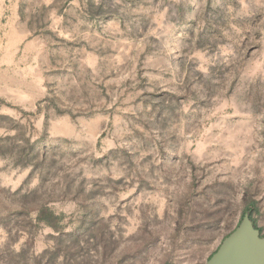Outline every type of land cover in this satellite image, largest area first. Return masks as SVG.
Instances as JSON below:
<instances>
[{"label": "rangeland", "instance_id": "rangeland-1", "mask_svg": "<svg viewBox=\"0 0 264 264\" xmlns=\"http://www.w3.org/2000/svg\"><path fill=\"white\" fill-rule=\"evenodd\" d=\"M74 7L68 63L0 47V264H206L249 210L264 235V0Z\"/></svg>", "mask_w": 264, "mask_h": 264}, {"label": "crops", "instance_id": "crops-1", "mask_svg": "<svg viewBox=\"0 0 264 264\" xmlns=\"http://www.w3.org/2000/svg\"><path fill=\"white\" fill-rule=\"evenodd\" d=\"M114 0H0V47L7 49L8 52L13 48L12 59L15 72L20 69V63L26 53L36 51L33 62L36 63L35 69H49L51 65L59 63L56 54L61 57L65 55V63L69 62V54L72 50L86 47L89 41L86 39L90 32H72L70 29V10L77 6L79 16L87 18L96 17L88 11V6H107L109 18H117L116 12L112 11ZM113 12V13H112ZM79 20V19H77ZM116 28V26L114 27ZM98 35L99 32L95 31ZM116 33V32H115ZM104 44L109 47V52L117 51L118 38L109 34L103 38ZM101 40L98 44L100 47ZM91 47V45H89ZM61 54V55H60ZM43 82L37 84L40 88ZM0 88L8 91L11 98H21L20 88L16 82H0ZM20 94V95H19ZM7 99V100H10Z\"/></svg>", "mask_w": 264, "mask_h": 264}, {"label": "water", "instance_id": "water-1", "mask_svg": "<svg viewBox=\"0 0 264 264\" xmlns=\"http://www.w3.org/2000/svg\"><path fill=\"white\" fill-rule=\"evenodd\" d=\"M206 264H264V236L246 212Z\"/></svg>", "mask_w": 264, "mask_h": 264}, {"label": "trees", "instance_id": "trees-1", "mask_svg": "<svg viewBox=\"0 0 264 264\" xmlns=\"http://www.w3.org/2000/svg\"><path fill=\"white\" fill-rule=\"evenodd\" d=\"M253 207H254V202L251 203V204H248L246 209L248 210V209H251ZM249 213H250V216H251L255 226L257 227L252 210H249ZM62 221H63V216L61 214H57L50 207L42 205V206H40L38 208L37 215H36V223H37V225L45 224L47 226L58 228V227H60V224H61Z\"/></svg>", "mask_w": 264, "mask_h": 264}]
</instances>
